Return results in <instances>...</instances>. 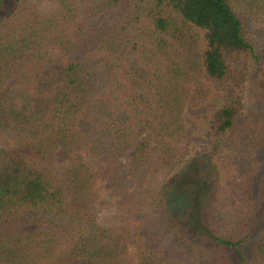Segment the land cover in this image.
I'll return each mask as SVG.
<instances>
[{
  "label": "trees",
  "instance_id": "16d2710c",
  "mask_svg": "<svg viewBox=\"0 0 264 264\" xmlns=\"http://www.w3.org/2000/svg\"><path fill=\"white\" fill-rule=\"evenodd\" d=\"M38 1L0 0V264H264V233L241 248L258 162L233 135L263 73L264 0H50L55 15ZM200 158L210 205L175 211L170 187L204 185Z\"/></svg>",
  "mask_w": 264,
  "mask_h": 264
},
{
  "label": "rangeland",
  "instance_id": "374dc122",
  "mask_svg": "<svg viewBox=\"0 0 264 264\" xmlns=\"http://www.w3.org/2000/svg\"><path fill=\"white\" fill-rule=\"evenodd\" d=\"M36 1V0H34ZM38 10L45 15H55L57 7L50 0H40L37 2ZM116 11H109L104 15H101L98 19L92 21V24H100L101 27L105 26L114 17H116ZM253 23H251L252 40L256 44L259 52L261 53V59L264 66V7H260L254 11ZM87 19V18H86ZM65 30L68 27H63ZM27 55L26 58H28ZM28 60V59H27ZM27 60L22 63V67L15 68V75L7 81L10 85L11 91H21L23 89L22 75L25 74L23 67H26ZM263 74V76H262ZM183 118L186 117V113H183ZM234 136L239 139L241 143L246 145V141L249 148L252 150V157L258 162V170L254 177V197L256 198V208L250 218L249 240L241 246L244 256L248 257L250 252V246L253 242L264 233V208H263V188H264V67L263 73H257L252 77L249 84L248 98H247V111L245 115L240 119L237 124L236 130L233 133ZM245 139L246 141H243ZM236 146V142L234 143ZM202 157V156H200ZM192 160V158H189ZM199 164L195 167L192 174V180L199 181L198 185H202L200 191L192 189L188 183L183 182L179 186V189L175 190L170 187V191H176L175 194L170 196L173 204L170 206L173 210L183 212L190 205L191 198L198 199L201 204H204V209H207L210 205L213 192L214 172L212 171L207 159H196L193 164ZM223 166L226 168L227 175H240L243 171L239 167L242 161L234 154H228L223 160ZM182 167L176 175L181 174L186 168ZM99 192L100 198L106 199L109 197V190L106 184H100L96 187ZM110 209V208H109ZM98 208L100 218L105 219L107 216L113 214V210ZM177 212V213H178Z\"/></svg>",
  "mask_w": 264,
  "mask_h": 264
}]
</instances>
